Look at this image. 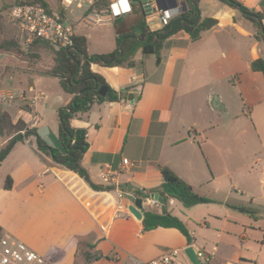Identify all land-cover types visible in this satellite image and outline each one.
I'll return each instance as SVG.
<instances>
[{
    "label": "crops",
    "instance_id": "crops-1",
    "mask_svg": "<svg viewBox=\"0 0 264 264\" xmlns=\"http://www.w3.org/2000/svg\"><path fill=\"white\" fill-rule=\"evenodd\" d=\"M236 1L249 10L264 12V0ZM158 3L168 7L184 2ZM197 6L198 20H216L197 41L179 31L166 40L167 45L157 55L142 56L138 51L132 68L91 66L121 97L118 102L93 104L88 112L76 114L70 121L72 127L86 131L88 147L81 165L99 189L38 149V139L60 148L59 112L72 100L61 90L58 79L43 73L52 65L50 57L48 63L38 61L31 67L6 70L8 65H2L0 79L5 87L34 99L29 112L19 101L2 110L13 122L21 119L36 132L2 154L9 138L0 137L2 234L15 237L50 264H128L130 259L140 264L189 263L183 254L188 245L178 230L143 232L141 220L128 211L134 203L125 195L142 200L138 209L142 217L148 210L160 212V207L150 205L149 196L160 195L159 170L167 168L191 185L197 195L213 202L189 208L173 199L164 204L166 213L188 230L193 240L189 246L208 255L207 264L216 258L224 264L249 262L240 250H233L234 221L241 220L232 213L255 209L244 207L242 199L233 200L237 189L231 177L230 146L225 139L214 140V134L219 127L226 129L243 117L254 125L261 124L264 77L251 71L250 64L258 58L264 60V43L253 38L250 23L239 11L217 0H199ZM82 13L75 8L66 12L73 34L87 39L90 55L112 52L116 48L113 29L88 32L95 25H86ZM151 20L157 21L154 16ZM96 26H112V21ZM149 28L156 31L162 27L157 21ZM51 81L57 82L61 92L48 104L45 89ZM33 116L37 122L31 126ZM124 159L128 164L122 163ZM252 163L262 164L260 183L264 187V157ZM104 174L110 175L111 184L104 183ZM6 177L11 179L8 190L3 188ZM225 177L229 185L219 187L217 181ZM240 196L249 198L250 205L261 198L243 191ZM232 200L240 205L229 203ZM217 204L219 208L213 207ZM238 237L245 240L244 233Z\"/></svg>",
    "mask_w": 264,
    "mask_h": 264
},
{
    "label": "trees",
    "instance_id": "trees-1",
    "mask_svg": "<svg viewBox=\"0 0 264 264\" xmlns=\"http://www.w3.org/2000/svg\"><path fill=\"white\" fill-rule=\"evenodd\" d=\"M185 3V10L172 19L167 26L159 30L151 31L146 23V10L141 1L133 5L132 13L129 15L114 18L112 21L113 31L116 34V48L109 53L90 55L87 49V39L84 36L73 34L72 46L69 48H54L49 43L33 39L26 43L30 53L37 49H43L49 53L52 65L43 70L47 76L58 79L61 90L72 96V100L59 112L58 142L60 148H52L38 139V149L53 162L62 165L67 170L77 174L93 189H99L93 185L87 171L81 165V156L87 150L86 131L71 126L70 121L76 114L86 113L93 104L104 102H118L121 97L112 90L105 82L104 78L91 70L92 65L100 67H134V55L140 51L142 56L157 55L159 51L167 45L166 40L176 32H185L189 40L194 42L200 38L202 32L211 29L216 25V20L204 18L196 22V12H198L199 0H176ZM228 7L239 11L252 28L253 38L264 43V12L249 10L236 0H217ZM22 4H40L47 12H57L60 17L65 16V10L61 5V0H56V8L52 9L46 0H17ZM108 5L107 0H101L94 5L96 8H103ZM10 8V6H9ZM8 8V10H9ZM25 42V40H24ZM121 50V55L119 52ZM0 52L9 55H24L20 44L10 38L0 41ZM31 55V54H30ZM27 55L35 64L37 59H41L40 54ZM34 55V56H33ZM143 66V61L140 62ZM253 72H258L264 77V60L256 59L250 64ZM100 87H107L104 96H99L97 91ZM29 112L30 109L22 107ZM25 129V134L20 131ZM34 129L27 128V124L19 119L12 121L10 114L0 107V137L9 138L7 147L1 152L7 151L14 143L23 142L30 135H35ZM1 160V159H0ZM161 184L158 188L160 195L167 203L173 199L189 208L196 205L213 203L210 199L197 195L191 185L187 184L172 171L167 168H160ZM3 188H11V179L6 177ZM141 197L147 195L139 194ZM142 231L148 232L156 228H173L178 230L186 239V244H192V237L183 223L169 213L161 214L156 210H148L143 213L141 219ZM2 235L0 231V236ZM202 258H208L203 255ZM87 261V259H85ZM204 264H207L205 262Z\"/></svg>",
    "mask_w": 264,
    "mask_h": 264
},
{
    "label": "rangeland",
    "instance_id": "rangeland-1",
    "mask_svg": "<svg viewBox=\"0 0 264 264\" xmlns=\"http://www.w3.org/2000/svg\"><path fill=\"white\" fill-rule=\"evenodd\" d=\"M17 0H0V41L5 38H12L16 40L22 50L24 55H9L0 52V73L2 70V65H8L6 70H9L12 66L16 67H31L34 59H31L27 55L32 56V54H40L41 59L36 61L41 64H46L49 62V53L43 49H37L30 53L28 45L24 42L23 37L17 31L16 27L12 25L7 18V11L9 6ZM49 6L54 9L56 8V0H46ZM157 21L153 20L149 22V27H154ZM112 26H93L89 27L88 32H112ZM34 56V55H33ZM3 81V80H2ZM0 79V90H8ZM10 90V89H9ZM60 89L57 82L51 81L48 89L45 92L48 97V104L51 103L53 96ZM61 92V91H59ZM253 119V118H252ZM261 124L254 125L250 120L239 118L234 121L231 125L228 124L226 129L218 128L217 133L214 134V140L221 141L226 140L229 143L230 150V160L231 164V177L233 186L237 189V193L233 192V200L242 199L244 202V207H252L255 210H248L246 213H232V215L238 217L241 221H234V231L232 237V247L234 251H241L242 257L248 259L249 262L242 264H264V187L261 185L260 180L262 179V174L260 170L262 164H253L256 158L262 159L264 157V113L261 117ZM247 125V126H246ZM231 126V130H227ZM237 126H240L238 128ZM253 126V127H251ZM237 127V128H236ZM244 129V131H243ZM2 139L0 138V142ZM2 173L0 172V175ZM3 182L2 175L0 176V183ZM229 185V179L223 178L218 180L217 184L219 187ZM225 186V187H226ZM244 192L250 197H257L261 195L260 199H256L253 205H250L249 198L240 196V192ZM216 199H220V196H216ZM235 198V199H234ZM232 200V201H233ZM236 204L235 201L229 202ZM181 206V205H180ZM215 208H219V205H213ZM182 208V207H181ZM240 233L245 234V240L239 239ZM179 264H189L186 261H182ZM211 264H224L223 261L218 258L212 259Z\"/></svg>",
    "mask_w": 264,
    "mask_h": 264
},
{
    "label": "built area",
    "instance_id": "built-area-1",
    "mask_svg": "<svg viewBox=\"0 0 264 264\" xmlns=\"http://www.w3.org/2000/svg\"><path fill=\"white\" fill-rule=\"evenodd\" d=\"M101 0H61L65 10V16L60 17L55 11L47 12L40 4H22L13 2L7 11L8 21L14 25L26 43L33 39H39L52 45L54 48H69L72 46L73 29L68 21L66 12L71 9H82V21L86 25H102L113 21L114 18L129 15L132 13L133 5L138 1L143 3L146 10V21L151 22V16L158 21L161 27L167 26L169 22L182 12V4L173 6H158L154 0H107L108 5L101 9L94 7ZM14 101H19L21 107L30 109L34 99L28 100L24 96H18L11 90H0V107L7 106ZM124 101V100H123ZM36 118H31V126L35 124ZM30 129V125H27ZM25 134V129L20 131ZM124 165L127 160H122ZM103 181L106 184L112 183V178L104 174ZM150 205L159 208V203L152 199ZM200 257V254H198ZM203 263L208 258H202ZM0 264H50L45 258L29 249L25 244L13 236L2 234L0 236ZM128 264H140L130 259Z\"/></svg>",
    "mask_w": 264,
    "mask_h": 264
},
{
    "label": "water",
    "instance_id": "water-1",
    "mask_svg": "<svg viewBox=\"0 0 264 264\" xmlns=\"http://www.w3.org/2000/svg\"><path fill=\"white\" fill-rule=\"evenodd\" d=\"M157 5L159 4L158 3V0H155ZM183 5V11L185 10V4L182 3ZM198 18H199V14L198 12H196V22L198 21ZM121 55V50L119 52V56ZM107 91V87H100L97 91L98 95L99 96H104L105 93ZM128 100L130 101L131 98L130 96L128 97ZM125 197L132 203H134V206H129L128 207V211L132 214V216H134V218H136L137 220H141L142 218V215L141 213L138 211V209L141 207V202L142 200L141 199H134L132 196L130 195H125ZM150 200L154 199L156 200L159 205H160V213L161 214H165L166 211H165V207H164V201L162 199V197L155 193V194H152L149 196ZM183 254L185 255V257L187 258V260L189 261L190 264H204L197 251L192 247V246H187L186 248L183 249Z\"/></svg>",
    "mask_w": 264,
    "mask_h": 264
}]
</instances>
